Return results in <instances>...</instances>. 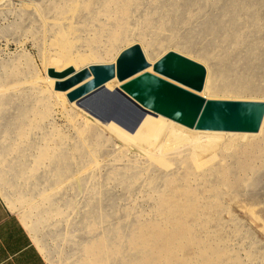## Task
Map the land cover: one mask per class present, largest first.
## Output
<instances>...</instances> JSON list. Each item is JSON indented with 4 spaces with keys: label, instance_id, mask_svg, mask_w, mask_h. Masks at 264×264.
<instances>
[{
    "label": "rangeland",
    "instance_id": "rangeland-1",
    "mask_svg": "<svg viewBox=\"0 0 264 264\" xmlns=\"http://www.w3.org/2000/svg\"><path fill=\"white\" fill-rule=\"evenodd\" d=\"M111 26L104 62L67 67L138 44L148 72L169 51L202 64L206 99L264 101V0H0L3 201L48 264H264V115L257 132L196 130L117 79L54 97L56 43Z\"/></svg>",
    "mask_w": 264,
    "mask_h": 264
},
{
    "label": "water",
    "instance_id": "water-1",
    "mask_svg": "<svg viewBox=\"0 0 264 264\" xmlns=\"http://www.w3.org/2000/svg\"><path fill=\"white\" fill-rule=\"evenodd\" d=\"M127 53V55H125ZM186 61L191 68L180 75V84L171 70L173 57ZM146 60L138 44L121 51L115 64H95L76 71L54 68L47 75L55 79L54 89L69 91L67 99L74 102L102 86L112 78L125 81L121 89L143 108L196 130L257 132L264 115V101L206 99L199 95L206 76L205 67L174 51H169L146 69ZM174 89H177L174 91Z\"/></svg>",
    "mask_w": 264,
    "mask_h": 264
},
{
    "label": "bare ground",
    "instance_id": "bare-ground-1",
    "mask_svg": "<svg viewBox=\"0 0 264 264\" xmlns=\"http://www.w3.org/2000/svg\"><path fill=\"white\" fill-rule=\"evenodd\" d=\"M191 9L192 8L184 11L186 16L189 17V19L192 18V16H193L192 13L190 12ZM112 29H113L112 26L110 28H108L107 31L103 28L100 29V31L97 32L92 38L87 39L84 44H79V43L72 44L66 40V37H65L66 35H65L64 38H62L60 41H58L56 43L57 48H58V57H59L58 60H56V59L52 60L50 62V66L45 68V72H47V70L49 68H54L56 71H62L64 68L67 67V65H71V63L76 65L75 67H78L80 65H86L89 63L104 62L105 61L104 57L108 56L109 54H111L114 51V44H113V40H112V34H113ZM118 55H117V57H118ZM144 56H145V54H144ZM145 58H146V56H145ZM59 60H62L61 65L57 64V62ZM115 62H116V60H115ZM71 67H73V66H71ZM75 70L78 71L77 69H75ZM206 76H207V71H206ZM206 76H205V79H206ZM116 79L117 78L114 77L111 80H116ZM111 80H109V81H111ZM127 80H125V81H127ZM46 81L49 82V84H48L49 87H53V85L55 84L54 78H51V77L48 78L47 77ZM118 82H122V81L118 80ZM204 84H205V80H204ZM204 84H203V88H204ZM203 88H202V90H203ZM55 91H59V90H55ZM62 92H64V93H62ZM69 92H70V90L69 91H61L59 93H55L54 95H56V96H54V97H56V99H64V95H67ZM47 155H48V150L42 149L40 154H39V159L42 160ZM111 251L112 250H110V247L103 240H99L92 246L91 252L92 253L93 252H96V253L103 252V254H104L107 252L110 253ZM103 254H101V255H103ZM96 260L98 262L99 258H96Z\"/></svg>",
    "mask_w": 264,
    "mask_h": 264
},
{
    "label": "crops",
    "instance_id": "crops-1",
    "mask_svg": "<svg viewBox=\"0 0 264 264\" xmlns=\"http://www.w3.org/2000/svg\"><path fill=\"white\" fill-rule=\"evenodd\" d=\"M0 264H48L32 235L1 196Z\"/></svg>",
    "mask_w": 264,
    "mask_h": 264
},
{
    "label": "snow or ice",
    "instance_id": "snow-or-ice-1",
    "mask_svg": "<svg viewBox=\"0 0 264 264\" xmlns=\"http://www.w3.org/2000/svg\"><path fill=\"white\" fill-rule=\"evenodd\" d=\"M127 55V53H125ZM175 63L172 65L171 70L176 73V76L173 77L174 80H177L180 84L183 83V81L180 80V75L183 73H186L190 70L191 65H187L186 61L183 59H180L178 56L172 58ZM177 89H174L176 91Z\"/></svg>",
    "mask_w": 264,
    "mask_h": 264
}]
</instances>
